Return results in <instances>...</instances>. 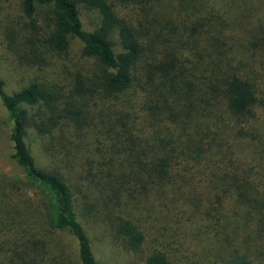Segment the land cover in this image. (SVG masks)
Segmentation results:
<instances>
[{
  "label": "trees",
  "instance_id": "trees-1",
  "mask_svg": "<svg viewBox=\"0 0 264 264\" xmlns=\"http://www.w3.org/2000/svg\"><path fill=\"white\" fill-rule=\"evenodd\" d=\"M132 2L145 33L107 0H21L29 32L4 28L26 68L73 41L83 65L13 93L0 79L12 157L45 196L20 201L0 175V264H105L88 229L107 222L133 250L164 223L162 238L177 225L204 261L264 264V0ZM80 5L99 14L91 31Z\"/></svg>",
  "mask_w": 264,
  "mask_h": 264
},
{
  "label": "rangeland",
  "instance_id": "rangeland-1",
  "mask_svg": "<svg viewBox=\"0 0 264 264\" xmlns=\"http://www.w3.org/2000/svg\"><path fill=\"white\" fill-rule=\"evenodd\" d=\"M112 6L117 16L136 29L147 27L140 22L138 12L139 7L132 0H107ZM21 0H0V79L5 83V89L8 93H13L24 87L29 79L39 76L46 79H55L63 81L69 73H73L75 68L83 65L80 57L81 44L73 41L69 46L66 57L49 60V65L42 69L26 68L25 61L16 55L19 54V44H11L4 36L8 29L15 31L14 35L18 39L23 32H29L26 26V20L22 17L20 9ZM80 7V19L83 28L87 31L93 30L99 24V14L96 10ZM51 9L45 5H39L35 15V25L40 38L51 29ZM138 18V20H137ZM8 119L4 108L0 103V175H4L12 181L18 189V198L20 201H30L34 205H41L45 199L43 192L37 187L31 186L25 176L22 167L13 159L12 144L8 136ZM32 152L40 164L45 162V154L42 151V145L38 141L32 143ZM167 227L164 223L156 224L145 242L137 249L133 250L127 247L125 241L116 235L113 222H107L105 225L89 228L88 234L91 239L92 247L96 258L105 264H146L147 258L154 252H164L169 257V264H214V258L208 257L205 261L199 253H194L188 248L185 242L183 231L175 225V231L167 233L162 238L160 233ZM159 229V233L156 230Z\"/></svg>",
  "mask_w": 264,
  "mask_h": 264
}]
</instances>
